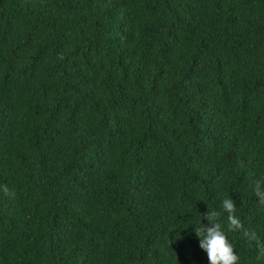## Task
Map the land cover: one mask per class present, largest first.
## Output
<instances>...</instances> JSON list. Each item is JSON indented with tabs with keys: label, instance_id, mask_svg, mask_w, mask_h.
<instances>
[{
	"label": "trees",
	"instance_id": "16d2710c",
	"mask_svg": "<svg viewBox=\"0 0 264 264\" xmlns=\"http://www.w3.org/2000/svg\"><path fill=\"white\" fill-rule=\"evenodd\" d=\"M261 174L264 0H0V264H207L228 195L264 246Z\"/></svg>",
	"mask_w": 264,
	"mask_h": 264
},
{
	"label": "clouds",
	"instance_id": "9594fccd",
	"mask_svg": "<svg viewBox=\"0 0 264 264\" xmlns=\"http://www.w3.org/2000/svg\"><path fill=\"white\" fill-rule=\"evenodd\" d=\"M249 187L256 197L257 205L264 208V174L254 178ZM0 191L8 193L9 189L0 185ZM236 205L231 195L224 196L219 208L208 205L205 213H200L197 219L189 221L194 225L193 231L199 238V247L206 253L207 264H237L238 255L229 234L240 231H243L249 242L256 243L260 247V253L264 254V246H260L257 231L244 228L240 216L236 214ZM201 216L207 219V224L201 222ZM179 238L181 236L178 234L175 239Z\"/></svg>",
	"mask_w": 264,
	"mask_h": 264
}]
</instances>
